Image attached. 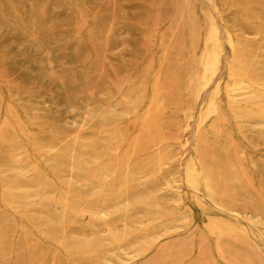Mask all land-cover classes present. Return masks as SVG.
<instances>
[{"label": "rangeland", "instance_id": "rangeland-1", "mask_svg": "<svg viewBox=\"0 0 264 264\" xmlns=\"http://www.w3.org/2000/svg\"><path fill=\"white\" fill-rule=\"evenodd\" d=\"M0 264H264V0H0Z\"/></svg>", "mask_w": 264, "mask_h": 264}, {"label": "bare ground", "instance_id": "bare-ground-1", "mask_svg": "<svg viewBox=\"0 0 264 264\" xmlns=\"http://www.w3.org/2000/svg\"><path fill=\"white\" fill-rule=\"evenodd\" d=\"M216 34H217V31H215ZM227 37H228V41L231 45V47L233 48V51L235 52L236 49H235V43H234V40L232 38V35L231 33H227ZM208 45V42L206 43ZM221 53H222V48L220 47V45L217 43L215 48H214V51H213V55H214V58L212 56H209L208 59H206V61L203 63L204 65V73H203V76H202V79L204 81V85L207 86L208 85V77H207V72L210 70V68L216 67L217 63H219V59H220V56H221ZM231 65V64H230ZM233 63H232V66H231V70L233 69ZM250 73V72H249ZM231 77V76H230ZM237 87H235L233 90H231V93H233V95H244L245 92H242V91H237V90H240V88H242V83L239 82L236 84ZM249 85V84H248ZM233 91V92H232ZM242 97V96H241ZM119 103V102H118ZM120 104V103H119ZM110 110H113L110 109ZM117 110V109H114V111ZM114 111H113V114H114ZM116 113V112H115ZM209 113V110L207 112V114ZM110 115V114H109ZM116 114H114L115 116ZM117 118V117H116ZM115 120V119H114ZM189 127V126H188ZM221 127V126H220ZM187 128V127H186ZM219 134H221L220 132H218ZM178 136V135H177ZM159 152V151H158ZM160 158V157H159ZM199 163V162H198ZM191 167L193 170H196L197 169V162L195 160H191ZM94 190V189H93ZM96 190V189H95ZM93 192V191H92ZM146 194V193H145ZM37 195V194H36ZM16 200V199H15ZM115 203V202H114ZM117 203V202H116ZM214 205V204H213ZM115 207V206H114ZM59 209V208H58ZM69 212V210H68ZM91 212V211H90ZM104 215V214H103ZM104 217V216H103ZM102 217V218H103ZM82 218V217H81ZM72 220V219H71ZM86 221V220H85ZM56 225V224H55ZM107 228V227H106ZM109 228V227H108ZM28 231V230H27ZM251 231V230H250ZM256 239V238H255ZM218 245V244H217ZM109 257V256H108Z\"/></svg>", "mask_w": 264, "mask_h": 264}]
</instances>
